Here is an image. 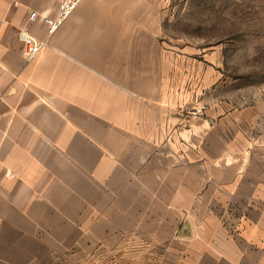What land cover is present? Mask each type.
Returning <instances> with one entry per match:
<instances>
[{
    "label": "crops",
    "instance_id": "1",
    "mask_svg": "<svg viewBox=\"0 0 264 264\" xmlns=\"http://www.w3.org/2000/svg\"><path fill=\"white\" fill-rule=\"evenodd\" d=\"M59 2L0 0V264L156 248L264 264V224L236 227L224 202L244 189L210 158L229 116L198 101L183 110L159 0H83L28 62L19 30L43 38L28 16H54Z\"/></svg>",
    "mask_w": 264,
    "mask_h": 264
},
{
    "label": "rangeland",
    "instance_id": "2",
    "mask_svg": "<svg viewBox=\"0 0 264 264\" xmlns=\"http://www.w3.org/2000/svg\"><path fill=\"white\" fill-rule=\"evenodd\" d=\"M159 2L162 40L173 51V68L185 71L183 110L195 112L198 101L214 120L229 116L225 126L218 122L210 158L220 168L230 164L215 175L239 178L245 192L224 203L236 227L259 217L264 224V0ZM194 253L190 248L97 249L91 264H195Z\"/></svg>",
    "mask_w": 264,
    "mask_h": 264
},
{
    "label": "built area",
    "instance_id": "3",
    "mask_svg": "<svg viewBox=\"0 0 264 264\" xmlns=\"http://www.w3.org/2000/svg\"><path fill=\"white\" fill-rule=\"evenodd\" d=\"M83 0H60L58 11L54 16H40L37 12H30L27 22H41L45 27V36L38 38L28 29H21L18 38L23 44V57L28 61H34L44 51L50 42V38L62 27L69 16L75 11ZM168 3L170 0H163Z\"/></svg>",
    "mask_w": 264,
    "mask_h": 264
}]
</instances>
